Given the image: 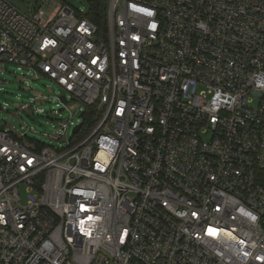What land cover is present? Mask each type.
I'll list each match as a JSON object with an SVG mask.
<instances>
[{"label":"built area","instance_id":"obj_1","mask_svg":"<svg viewBox=\"0 0 264 264\" xmlns=\"http://www.w3.org/2000/svg\"><path fill=\"white\" fill-rule=\"evenodd\" d=\"M107 2L0 0V64L82 106L0 127V264H264V0Z\"/></svg>","mask_w":264,"mask_h":264},{"label":"rangeland","instance_id":"obj_2","mask_svg":"<svg viewBox=\"0 0 264 264\" xmlns=\"http://www.w3.org/2000/svg\"><path fill=\"white\" fill-rule=\"evenodd\" d=\"M18 8L27 11L29 4L34 0H9ZM59 2L60 0H55ZM76 9L86 12L88 0H67ZM0 127H6L15 133H25L30 139H35L48 146H64L72 138L73 128L64 131L61 125H65L71 119L79 123L77 115L82 106L71 103L65 106L60 100V88L50 79L37 75L29 70L19 71L15 65L0 64ZM32 98H38V105L34 107L43 110L41 114L33 111L23 112L20 106L23 103H31ZM257 106V102L253 103ZM53 112H57L56 114ZM62 134L60 139L56 136ZM209 139V136H205ZM23 201L27 200V188L21 187Z\"/></svg>","mask_w":264,"mask_h":264},{"label":"trees","instance_id":"obj_3","mask_svg":"<svg viewBox=\"0 0 264 264\" xmlns=\"http://www.w3.org/2000/svg\"><path fill=\"white\" fill-rule=\"evenodd\" d=\"M107 14V0H88V8L85 16L94 24H96L103 33L107 31Z\"/></svg>","mask_w":264,"mask_h":264},{"label":"water","instance_id":"obj_4","mask_svg":"<svg viewBox=\"0 0 264 264\" xmlns=\"http://www.w3.org/2000/svg\"><path fill=\"white\" fill-rule=\"evenodd\" d=\"M64 100V99H63ZM84 114H82V116H83ZM82 127V124H80L79 126H77L76 128H75V130H74V132L76 133V132H78L79 130H80V128Z\"/></svg>","mask_w":264,"mask_h":264}]
</instances>
